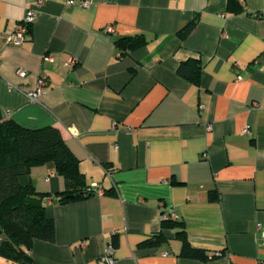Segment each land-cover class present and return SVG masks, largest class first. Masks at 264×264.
Masks as SVG:
<instances>
[{"label":"crops","instance_id":"crops-1","mask_svg":"<svg viewBox=\"0 0 264 264\" xmlns=\"http://www.w3.org/2000/svg\"><path fill=\"white\" fill-rule=\"evenodd\" d=\"M28 9V39L8 45ZM139 36L129 53L117 44ZM195 60L199 86L178 74ZM41 78L46 94L31 101ZM0 112L61 130L92 193L59 203L54 163L21 177L55 222L34 264H101L109 246L117 264H264V0H0ZM181 231L206 260L182 256Z\"/></svg>","mask_w":264,"mask_h":264},{"label":"trees","instance_id":"trees-1","mask_svg":"<svg viewBox=\"0 0 264 264\" xmlns=\"http://www.w3.org/2000/svg\"><path fill=\"white\" fill-rule=\"evenodd\" d=\"M195 23L185 26L179 36L184 38ZM123 53H129L147 44L143 36L125 38L118 43ZM178 74L199 86L202 66L199 61L183 63ZM54 163L56 171L66 182V191L56 195L59 203L67 204L92 195L80 172L79 161L71 152L61 130L45 127L38 130L23 128L15 121L5 119L0 112V236L6 241L0 245V256L20 264H34L29 254L35 241H55V222L47 214L46 195L36 191L32 183L20 179L31 175L34 167ZM165 227H172L167 221ZM183 243L182 256L206 260V253L189 244L185 232L178 233ZM163 236L148 242L158 245Z\"/></svg>","mask_w":264,"mask_h":264},{"label":"built area","instance_id":"built-area-1","mask_svg":"<svg viewBox=\"0 0 264 264\" xmlns=\"http://www.w3.org/2000/svg\"><path fill=\"white\" fill-rule=\"evenodd\" d=\"M35 5L40 7L42 5H44L48 0H33ZM243 1V0H242ZM65 5L67 7H71L73 5H75L76 3H78L82 8H89L94 0H64ZM36 16H37V11L34 9H28L24 18L22 19V21L16 26L15 30L8 33L7 37H6V43L8 45H13V46H20L22 45L27 39L28 36L31 32L32 26L35 23L36 20ZM105 31L109 34H113L115 33V27L113 25H108L105 28ZM46 61H52V57L47 56L45 57ZM76 62L74 60H71L69 62V65L72 66L74 65ZM18 74L21 77H25L28 75V71L20 69L18 70ZM48 83L45 80V78H41L38 81V85L37 88L30 92L28 94V97L31 101H38L43 95L46 94V90L48 88ZM255 107H257L258 105L255 104ZM204 108V106L201 107V109ZM209 128H211V126H209ZM246 134L250 133V130L247 128L244 131ZM165 220H176L177 217L174 215L171 216H165L164 217ZM0 241H1V237H0ZM101 264H117V261L114 258V248L112 246H109L106 254L103 256V258L101 259Z\"/></svg>","mask_w":264,"mask_h":264}]
</instances>
